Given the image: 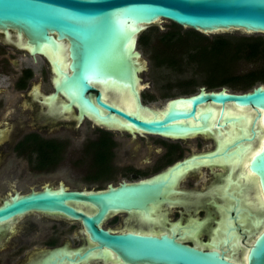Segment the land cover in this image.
Segmentation results:
<instances>
[{
  "label": "water",
  "instance_id": "water-1",
  "mask_svg": "<svg viewBox=\"0 0 264 264\" xmlns=\"http://www.w3.org/2000/svg\"><path fill=\"white\" fill-rule=\"evenodd\" d=\"M161 20L204 35H264V0H0V30L16 29L26 36L33 57L49 58L56 93L63 97L61 114L76 108L79 122L86 118L110 132L223 138L221 154L232 149L244 161L254 182L249 204L262 215L247 264H264V212L258 207L264 203V84L236 93L224 87L210 92L199 88L197 94L172 99L162 108L144 105L140 74L146 65L137 42ZM95 85L102 87L93 98ZM162 182L110 187L106 193L62 186L32 190L0 206V220L27 212L64 214L80 221L96 248L108 250L118 264H232L217 251L190 247L167 234L110 233L100 227L113 213L148 218L154 207L167 203L150 201ZM77 203L90 206L93 213L78 210Z\"/></svg>",
  "mask_w": 264,
  "mask_h": 264
},
{
  "label": "flooded vegetation",
  "instance_id": "flooded-vegetation-1",
  "mask_svg": "<svg viewBox=\"0 0 264 264\" xmlns=\"http://www.w3.org/2000/svg\"><path fill=\"white\" fill-rule=\"evenodd\" d=\"M28 48L23 33L0 30V206L16 195L46 187L106 193L110 187L160 180L163 186L150 201L167 203L154 207L148 218L113 213L100 227L110 233L167 234L190 247L217 251L232 264H247L262 215L249 204L254 182L244 161L240 163L232 149L221 154L223 138L208 133L163 137L110 132L86 118L79 122L76 108L61 114L63 97L55 90L53 66L47 56L33 57ZM101 87L95 85L90 92L93 98ZM140 98L147 105L143 89ZM82 126L89 132L84 136L85 148L77 150L81 155L76 162L70 160L75 149H63L58 135L45 133ZM81 163L77 173L82 174L83 187L61 180L54 187L42 179L43 174L65 169L75 173ZM31 175L39 178L34 182ZM75 207L93 213L88 205ZM258 207L264 212V203ZM0 264L118 263L108 250L96 248L80 221L59 213L27 212L0 220Z\"/></svg>",
  "mask_w": 264,
  "mask_h": 264
},
{
  "label": "rangeland",
  "instance_id": "rangeland-1",
  "mask_svg": "<svg viewBox=\"0 0 264 264\" xmlns=\"http://www.w3.org/2000/svg\"><path fill=\"white\" fill-rule=\"evenodd\" d=\"M155 25L156 26L146 28L145 32L139 35L137 42V49L141 53V60L146 65L145 72H142L140 76L142 78V84L145 86L143 88V92L146 95L145 102L150 107L162 108L171 97L184 94H196L199 88L202 87L218 90L223 86L231 92H247L254 86L248 90H240L238 86H232L236 80L234 77L245 75L251 71L264 69V56L261 54L254 60H249L245 56H237L227 64V66L225 59L223 60V58H220L218 61L216 60L215 62L218 64L216 65L219 68L222 69L227 67V70L224 72L208 71V68L204 64H198L192 59V55L199 49L209 50L216 38H225L230 42H234L240 38L252 41L253 39L264 40V35L256 33L247 34L241 31L204 35L187 28L179 27L166 20H161ZM170 34H174L176 40L167 46L164 40L167 38V35ZM141 38H144L142 41L145 42V44L140 43L139 40ZM165 56L167 58H165ZM174 56L178 66L170 67L166 64H159L157 61L159 58L161 60H172ZM209 62L211 64L212 60ZM204 63L207 64V61H204ZM212 75H224L226 79L223 81L227 82H209L208 77ZM226 76L230 77V79L228 80ZM259 84L264 83H256V85ZM88 132L89 128L82 126L76 130L59 128L57 130L52 129L48 132L46 131L45 133L58 135L63 149H75L74 151H76V153L70 160L71 162H76L81 155L77 153V150L85 148V142L83 140ZM83 165V163L80 165L77 164V167H81L78 169L72 164V166L76 167L74 169L75 173L68 174L65 169L56 173L43 174L42 179L50 180L51 183L53 182L52 185L54 187L57 186V180L77 186V188L83 187L84 185L81 179L82 174L77 173L79 170H82ZM36 178H39V175H31L30 179L35 182ZM29 187L30 186L23 188V191H28ZM40 187L41 186L36 187L35 190H39Z\"/></svg>",
  "mask_w": 264,
  "mask_h": 264
},
{
  "label": "trees",
  "instance_id": "trees-1",
  "mask_svg": "<svg viewBox=\"0 0 264 264\" xmlns=\"http://www.w3.org/2000/svg\"><path fill=\"white\" fill-rule=\"evenodd\" d=\"M144 38H141L139 41L141 44H145L143 42ZM176 40V36L174 34L167 35V38L164 40L165 43H167V46L172 44V42ZM261 52V53H260ZM171 54V53H170ZM260 54L264 56V40L263 39H253L247 40V39H237L234 42H230L228 39L225 38H216L214 42L212 43V46L209 50H203L199 49L195 54H193V61H195L198 64H204L208 69V71L213 72H224L227 70V67L219 68L217 65L216 60L223 58V60H226V66L229 64L232 60H234L237 56L242 57L245 56L247 59L254 60L255 58L259 57ZM163 55V54H160ZM159 55V56H160ZM165 58H167L165 56ZM210 60H212L210 64ZM159 64H166L170 67L178 66L177 62L175 60V56L172 60H161L160 58L157 59ZM204 61H207V64L204 63ZM217 64V65H216ZM227 77V76H226ZM226 78L224 75H212L208 77L209 82H227L223 81ZM229 80L230 77H227ZM235 83L232 86H238L240 90H248L256 85L258 82L264 83V69H261L259 71H251L245 75L242 76H236L234 77Z\"/></svg>",
  "mask_w": 264,
  "mask_h": 264
},
{
  "label": "bare ground",
  "instance_id": "bare-ground-1",
  "mask_svg": "<svg viewBox=\"0 0 264 264\" xmlns=\"http://www.w3.org/2000/svg\"><path fill=\"white\" fill-rule=\"evenodd\" d=\"M151 219V218H150Z\"/></svg>",
  "mask_w": 264,
  "mask_h": 264
}]
</instances>
